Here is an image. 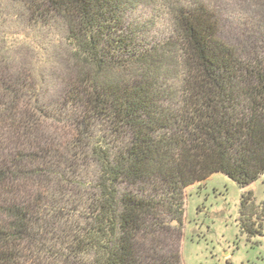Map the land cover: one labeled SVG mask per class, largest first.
I'll list each match as a JSON object with an SVG mask.
<instances>
[{
  "label": "trees",
  "instance_id": "16d2710c",
  "mask_svg": "<svg viewBox=\"0 0 264 264\" xmlns=\"http://www.w3.org/2000/svg\"><path fill=\"white\" fill-rule=\"evenodd\" d=\"M245 1L264 28V0ZM220 9L0 0V264H181L184 189L264 175V30L227 42ZM20 16L61 30L58 72L8 27ZM27 45L37 55L18 64ZM263 219L264 202L243 192L240 232L264 237Z\"/></svg>",
  "mask_w": 264,
  "mask_h": 264
},
{
  "label": "rangeland",
  "instance_id": "374dc122",
  "mask_svg": "<svg viewBox=\"0 0 264 264\" xmlns=\"http://www.w3.org/2000/svg\"><path fill=\"white\" fill-rule=\"evenodd\" d=\"M216 1L221 6V34L225 41L246 44L249 36L260 35L264 30L247 9L245 0ZM238 7L247 9L246 17L240 16ZM150 10L141 7L137 16L145 19L151 15ZM19 19L22 24L16 22L7 25L11 30H25L28 42H36L42 51H46L45 54H50L48 63L42 66L43 70L60 69L61 30L34 29L26 25V17L20 16ZM164 22H158L155 33L164 35L168 31ZM19 47L18 54L14 55L18 64L27 57L30 59L37 55L28 45ZM48 90L52 95L53 92ZM56 133L58 139L63 140L67 136V129L57 130ZM247 191L253 193L256 204L264 202V175L241 189L224 174L215 173L184 189L183 230L179 241L181 264H264V237L248 236L239 229L240 199L242 193ZM261 223L264 225V219Z\"/></svg>",
  "mask_w": 264,
  "mask_h": 264
}]
</instances>
